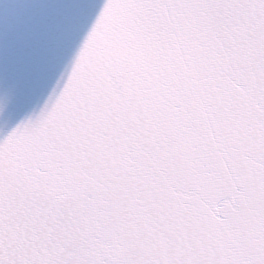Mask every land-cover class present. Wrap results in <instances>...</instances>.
<instances>
[{"label": "snow or ice", "instance_id": "1", "mask_svg": "<svg viewBox=\"0 0 264 264\" xmlns=\"http://www.w3.org/2000/svg\"><path fill=\"white\" fill-rule=\"evenodd\" d=\"M0 264H264V0H3Z\"/></svg>", "mask_w": 264, "mask_h": 264}]
</instances>
